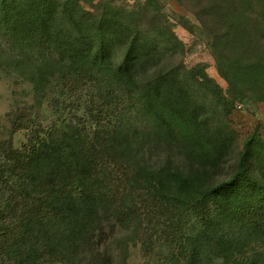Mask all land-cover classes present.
<instances>
[{
  "label": "rangeland",
  "instance_id": "374dc122",
  "mask_svg": "<svg viewBox=\"0 0 264 264\" xmlns=\"http://www.w3.org/2000/svg\"><path fill=\"white\" fill-rule=\"evenodd\" d=\"M66 1L58 0L61 6ZM71 2V13L60 6L53 12L50 30L82 39L92 48L102 39L113 68L134 45L139 51L127 68L132 79L141 88L158 81L161 100L172 99L193 114L202 133L221 146L222 154L216 163L200 162L174 138L142 130L128 107L125 90L113 84L108 69L86 73L85 88L74 95L69 89L77 77L74 64L56 56L42 58L22 47V38L14 42L0 37V142H11L16 149L39 139L72 146L73 124L89 116L91 98L103 105L101 119L115 133V155L125 170L123 197L89 207L77 203L82 206L73 210L75 226L52 237L49 261L248 264L253 255L250 264H264L261 247L252 241L260 235L238 228L236 220L216 214L215 207L206 209L211 218L207 224V214L201 218L185 211L180 246L163 230L169 212L191 198L174 180L197 177L204 186L216 185L237 170L239 154L251 134L264 141V0ZM22 117L29 120L27 128L16 124ZM261 154L248 163L255 174L264 172ZM40 156L44 159V153ZM145 179L154 187L142 188ZM1 187L3 227L9 221L5 198L10 188ZM29 195L36 201L50 198L37 189ZM124 211L130 214L123 218ZM0 264L12 263L0 255Z\"/></svg>",
  "mask_w": 264,
  "mask_h": 264
},
{
  "label": "trees",
  "instance_id": "16d2710c",
  "mask_svg": "<svg viewBox=\"0 0 264 264\" xmlns=\"http://www.w3.org/2000/svg\"><path fill=\"white\" fill-rule=\"evenodd\" d=\"M72 1L76 4L78 0ZM17 3L16 0H0V37L14 42L22 38L19 40L22 47L42 58L56 56L74 64L77 77L69 88L74 95L85 88L86 73L108 69L113 84L125 90L128 107L140 121L142 130L160 138H174L197 161L216 163L220 159L221 146L202 133L196 117L186 113L183 106L172 99L161 100L158 81L141 88L132 79L127 68L139 51L134 45L126 50L119 66L113 68L102 39L92 48L82 39L67 38L60 31L50 30L48 22L53 12L60 6L71 13V0L63 6L58 0ZM88 103L89 116L73 124L76 135L72 146L64 148L57 140L39 139L16 149L11 142H0V188L4 184L10 188L5 198L9 221L0 227V255L2 258L7 256L12 264L49 261L53 255L52 237L75 226L74 209H79L80 204L89 207L102 201L112 203L123 197L125 170L119 156L115 155V133L104 127L102 103L96 104L91 98ZM16 124L18 128H27L29 120L22 117ZM261 151L264 152V141L254 133L246 139L238 157L237 170L230 178L212 186L202 185L197 177L181 182L174 180L182 189L188 190L192 199L184 202L177 211L169 212L162 225L173 243L181 244L180 220L185 211L199 214L201 218L207 214V224L211 218L206 209L215 207L216 214L236 220L238 228L259 234L260 239L252 241L264 254V172L255 174L248 166L249 160L257 158ZM42 153L44 159H41ZM148 181L145 179L142 188L150 189L152 185ZM36 189L45 191L50 198L36 201L29 195ZM129 214L130 211L122 212L123 218ZM239 253H242L241 249ZM48 264H52L51 261Z\"/></svg>",
  "mask_w": 264,
  "mask_h": 264
}]
</instances>
